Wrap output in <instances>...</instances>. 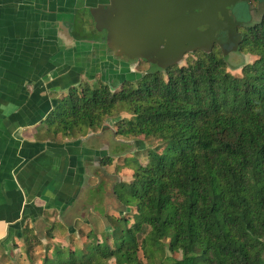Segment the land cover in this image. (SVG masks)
Returning a JSON list of instances; mask_svg holds the SVG:
<instances>
[{
  "label": "trees",
  "instance_id": "1",
  "mask_svg": "<svg viewBox=\"0 0 264 264\" xmlns=\"http://www.w3.org/2000/svg\"><path fill=\"white\" fill-rule=\"evenodd\" d=\"M238 50L256 58L237 76L225 71V55L199 51L133 83L122 78L116 90L97 79L56 99L45 118L53 134L96 131L121 105L129 116L113 135L151 137L164 148L147 149L144 163L125 159L130 180L108 183L118 204L112 225L89 230L79 248H45L41 264H264V14L246 25ZM111 161L105 155L100 165ZM99 169L89 203L105 216Z\"/></svg>",
  "mask_w": 264,
  "mask_h": 264
},
{
  "label": "crops",
  "instance_id": "2",
  "mask_svg": "<svg viewBox=\"0 0 264 264\" xmlns=\"http://www.w3.org/2000/svg\"><path fill=\"white\" fill-rule=\"evenodd\" d=\"M74 7L73 0H0V264H41L45 248L86 242L92 229L81 230L88 219L74 208L96 182L100 159L115 155L100 139L105 123L72 136L47 130L45 118L69 87L108 76L116 88L129 71L102 41L73 33L83 22L69 12Z\"/></svg>",
  "mask_w": 264,
  "mask_h": 264
},
{
  "label": "water",
  "instance_id": "3",
  "mask_svg": "<svg viewBox=\"0 0 264 264\" xmlns=\"http://www.w3.org/2000/svg\"><path fill=\"white\" fill-rule=\"evenodd\" d=\"M232 1L107 0L88 8L95 29L105 30V38L101 45L106 49H112V55L124 54L133 57L135 55L131 48H134L136 44L149 46L152 54H155L154 60L157 65L164 68L180 60L183 51L179 54L172 51L178 42L190 44L189 41L193 37L196 41L204 40L210 36L216 26L231 24L227 18L226 6ZM217 12L222 18L218 19ZM199 25H206V28L199 31L197 29ZM232 26L234 29L235 26ZM62 27V34L71 37L66 27L63 25ZM175 31H180L182 36L174 37ZM153 40L156 45L163 43L162 47L152 48V45H155L152 44ZM191 46L186 50L191 51L193 45ZM115 48L120 50L115 52ZM140 54V57H145L143 52Z\"/></svg>",
  "mask_w": 264,
  "mask_h": 264
},
{
  "label": "rangeland",
  "instance_id": "4",
  "mask_svg": "<svg viewBox=\"0 0 264 264\" xmlns=\"http://www.w3.org/2000/svg\"><path fill=\"white\" fill-rule=\"evenodd\" d=\"M71 1V0H69ZM77 0H73V3H75ZM74 9V8H73ZM70 9L69 12L74 14L76 12V14L81 13L82 10L78 9V7H75V9ZM259 8L253 9L252 11H250L249 15L246 16V14H243V18L244 19H258V17H260V13L258 11ZM75 14V15H76ZM83 15H85L84 17H86V19L88 20V24L92 25L90 22V17L88 16V14L86 13V11L83 12ZM76 25L75 26H71V30L73 31V33H75L76 36H80L83 37L84 40L90 41L92 40L91 38H95L97 37V31L91 26L89 25L88 28H86L85 26L82 27L81 24H77V22L75 21ZM186 56H194V53L192 54H188L185 55L181 60H179L176 64L177 65H183L184 64V59ZM256 58L255 55H252L248 52H246L245 50H241L238 51L236 53H232L227 57V61H228V66L225 67V71L229 72L230 74L237 76L240 74V67L238 65H240L241 63H249L252 62L254 59ZM142 62V64H140L138 67H136L137 71L136 72H129L126 71L125 69L123 70V75L124 78H126L129 81H132V83L136 80V78L138 77L139 73L146 71L147 69V62L144 63ZM151 67H155L153 65H151ZM96 67L90 66L89 70L92 73V70H95ZM135 69V70H136ZM140 71V72H139ZM100 77H95V81H90L89 84L97 81V79H99ZM118 87L114 88V90H116ZM116 116L112 117V118H107L103 121V125L105 123L106 125V129H109V131H104V135H102V137L100 136V139L105 140V143L107 144V146L109 145L110 147L113 146V150L112 152L116 155H112V160L114 159L113 162H111L110 165L108 166H102L104 168V171L106 173V175L104 176L106 178V182H107V188L105 193H103L102 195V199L107 201V210H104L105 212V216L104 215H98L97 212L94 211V208L90 205L89 200L91 199L90 196L92 195L91 190H90V186L94 185L96 182H94V179L92 180V183L88 185V187H85V191L81 194L79 201L77 202V205L79 206V208H74L75 209V213L76 214H81V211L84 212V216L83 218L88 219V224L82 225V229L84 232L87 231L88 229H92L94 232L100 234L101 231L103 230V227L106 225H112V219H110L108 217V215H112V214H116L114 212V210L111 209V207L114 205L115 207H118V204L115 202H111L110 199L113 196L110 186L108 185V183L110 184V181H113V177L118 178L121 181H129L130 180V168L125 165V159L127 161H131L132 158L135 157V159L137 161H139L140 163H144L146 161V152L147 149L149 148H154V146L159 147L160 150H162L164 148V144L161 143L158 140H154L151 137H146V138H135L134 136H123V135H116V137H120L119 139L121 140H114L113 138V132L111 131V127L112 125L117 121V119H119L120 117H128L129 114L125 111H123L122 106L121 105H117L116 106ZM112 132V133H111ZM95 136L90 135L88 137V139H94ZM136 141V142H135ZM136 143V146H132V144ZM135 145V144H134ZM115 166L117 167L115 169ZM100 170V169H99ZM98 177L95 175V181H97ZM96 200H91L92 202H95ZM100 204H105V202L103 201V203L101 202ZM98 205V209H102L103 207L101 205ZM114 207V208H115ZM106 209V208H105ZM110 212H112V214H109ZM118 213V212H117ZM63 235V232L59 233V236ZM100 237V235H98ZM41 252L40 248L38 251V254ZM138 258L141 259L142 261H144V259L141 256V253L138 252L137 253ZM105 264H110L109 260H107L105 262Z\"/></svg>",
  "mask_w": 264,
  "mask_h": 264
},
{
  "label": "flooded vegetation",
  "instance_id": "5",
  "mask_svg": "<svg viewBox=\"0 0 264 264\" xmlns=\"http://www.w3.org/2000/svg\"><path fill=\"white\" fill-rule=\"evenodd\" d=\"M84 1L86 3H91L93 1V3H94L93 5H96L98 3L106 2L107 0H77L74 3V6H76V7L81 5V7H78V9H81L82 12L78 13V14H76V12L74 13V16H75V14L78 16L81 15L80 17L83 20V22L81 23V26L82 27L85 26L87 28V25H88V27L90 25V24H88L89 22L86 19V17H84L85 15H83V12L86 11L88 16L90 17V22L92 24L90 26H91V28L93 27L95 29L94 23H93L92 18L89 14V8H88V6L87 7L84 6L85 5ZM79 2H81V3H79ZM256 8H259L258 9V11L260 13L259 16L261 17V15L264 14V0H233L232 2H229V4L226 6V9H227V18H229L231 24L222 25L221 27L216 26L213 29V31L211 32L210 36H208L204 40L200 39V40L196 41V39L193 37L189 41L190 44L187 42H183V41L178 42V44L176 45L177 47L175 46L172 51H174L175 54H179L180 51H183L181 54L180 60L185 55L197 53L199 51L200 52L213 51L217 54L218 53L223 54L226 57H228L232 53L238 52L239 51L238 50V44H239V41L241 40V36H242V33H243L246 25L249 23H253L254 21H257L260 18V17H258V19H255V20L248 19V18L244 19L243 14H246V16H247V15H249L247 13H249L250 11H252L253 9H256ZM74 9H75V7H74ZM217 17H218V19L222 18V16L218 12H217ZM77 18L78 17L75 16V19H77ZM232 25L235 26L234 29H232V27H233ZM205 28H206V25L197 26V29L199 31H203ZM95 30L97 31V37H95V38H97L99 41H103L105 38V30H103V29H100V30L95 29ZM173 35H175L174 37H178V38H180L182 36L180 31L173 32ZM155 41H157V40H155ZM155 43L156 42H154V40H153L152 44H155ZM143 45H145V44H143ZM162 45H163V43H159L157 45L155 44V45H152V48H156V47L160 48V47H162ZM191 45H193V49L191 51H187L186 49L189 47H192ZM119 50H120V48H115V52L119 51ZM131 51L134 53L135 56L128 57L124 54H121V56H119V55H112L113 50L107 48V53H110L111 56L113 58H115L116 60L121 61L125 67L126 66L129 67V72H136L137 71L136 67H138L139 62H140V64H142V62H144V63L147 62V64H148L147 69H149L151 67V65L158 66L154 60L155 54H152V50L149 49V46H138V44H136V46H134V48H131ZM142 52L145 54V57H140V55H141L140 53H142ZM118 53H120V52H118ZM168 66H170V65H166L165 67H168ZM127 67H126V69H127ZM117 77H119V75H117ZM105 78L107 81H109L108 76H106ZM122 78H124V75ZM101 79L103 81V78H101ZM115 83L116 82L114 81V84Z\"/></svg>",
  "mask_w": 264,
  "mask_h": 264
}]
</instances>
